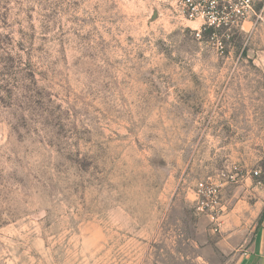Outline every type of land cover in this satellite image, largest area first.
<instances>
[{"label":"rangeland","instance_id":"374dc122","mask_svg":"<svg viewBox=\"0 0 264 264\" xmlns=\"http://www.w3.org/2000/svg\"><path fill=\"white\" fill-rule=\"evenodd\" d=\"M236 1L227 35L185 17L221 22L209 0H0V264L238 262L264 187V0ZM222 174L215 231L195 192Z\"/></svg>","mask_w":264,"mask_h":264},{"label":"built area","instance_id":"2783aa9c","mask_svg":"<svg viewBox=\"0 0 264 264\" xmlns=\"http://www.w3.org/2000/svg\"><path fill=\"white\" fill-rule=\"evenodd\" d=\"M248 4L250 0H240ZM236 0H209L211 9L216 12L220 20L211 21L205 10L201 11V4L192 6L185 5L183 13L190 20H201L204 27L202 30H210L215 33L223 32L228 35L232 31V23L238 22L245 15L243 7H239ZM232 17V20H231ZM228 31V32H227ZM199 36H202L199 34ZM230 36V35H229ZM254 176L259 172L255 171ZM223 179L213 181L209 178L198 184L195 192L197 207L200 213L208 220L215 231H218L228 216V206L223 197L222 191L229 183H238L237 174L229 176L222 174Z\"/></svg>","mask_w":264,"mask_h":264},{"label":"crops","instance_id":"0c3cea01","mask_svg":"<svg viewBox=\"0 0 264 264\" xmlns=\"http://www.w3.org/2000/svg\"><path fill=\"white\" fill-rule=\"evenodd\" d=\"M247 183H252L251 177L245 178ZM258 190V188H256ZM261 199L257 206L260 209L258 223L249 240L247 249L241 254L236 264H264V187Z\"/></svg>","mask_w":264,"mask_h":264},{"label":"trees","instance_id":"16d2710c","mask_svg":"<svg viewBox=\"0 0 264 264\" xmlns=\"http://www.w3.org/2000/svg\"><path fill=\"white\" fill-rule=\"evenodd\" d=\"M211 33H214V32L211 31Z\"/></svg>","mask_w":264,"mask_h":264}]
</instances>
